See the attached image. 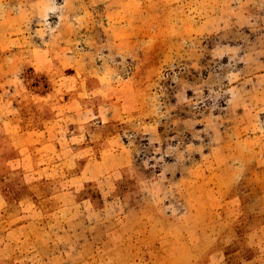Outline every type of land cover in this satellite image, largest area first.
<instances>
[{
    "label": "rangeland",
    "instance_id": "obj_1",
    "mask_svg": "<svg viewBox=\"0 0 264 264\" xmlns=\"http://www.w3.org/2000/svg\"><path fill=\"white\" fill-rule=\"evenodd\" d=\"M221 3L222 0H135L131 4L125 0H0V54L5 56L0 61L10 71L14 68L12 60L29 61L37 47H46L48 55L55 57L51 58L53 63L61 54L58 45L66 42L67 53L84 62L80 74L89 70L106 72L112 87L130 78L142 106L139 112L121 115L123 99L117 89L118 95L96 92L91 100L96 107H111L115 121H125L121 124L130 136L137 167L147 165L140 162V157L147 159L157 153L167 154L164 159H169L172 171L174 167L187 169L172 174L170 181L181 189L185 199L191 198L186 201L188 209L199 210L197 214L178 213L184 215L186 223L204 222L199 224L203 233L207 225L221 232V224H212L215 210L226 208L229 222L237 216L240 264L253 253L251 246L256 247L246 233L257 231L264 235V0ZM240 4L250 9L253 24L248 27L238 28L236 24ZM219 10L226 14L223 29L217 31L211 24ZM61 19L69 29L58 26ZM204 22L211 24L205 30L197 28ZM13 36H17L22 48L12 46L17 43V39H9ZM81 77L66 75L63 87L69 89ZM0 82V107L18 105L20 99H25L24 92L19 91L21 86H12L9 80ZM4 88L12 91L3 95ZM5 117L0 112V120ZM150 126L158 127L156 136L161 143L157 146L142 138ZM218 152L219 157L209 156ZM123 179L124 176L116 182L121 185L126 181ZM127 180L138 182L136 177ZM188 184L195 186L194 192H185ZM236 185V191H232ZM213 187L225 190L230 197L237 195L240 205L231 211L230 203L221 200L214 209H207L203 202ZM120 190L119 187L115 193ZM78 227L82 230L83 223ZM65 238L68 245L70 237ZM258 242V248L264 249V241ZM82 250L89 255L92 248L87 244ZM259 251L261 260L257 264H264V251ZM73 256L66 255V264H74ZM96 263L109 264V259L100 257L96 261L94 257L91 264Z\"/></svg>",
    "mask_w": 264,
    "mask_h": 264
},
{
    "label": "crops",
    "instance_id": "obj_2",
    "mask_svg": "<svg viewBox=\"0 0 264 264\" xmlns=\"http://www.w3.org/2000/svg\"><path fill=\"white\" fill-rule=\"evenodd\" d=\"M225 14L217 11L212 24L197 28L205 30L211 24L219 31ZM57 24L69 29L63 19ZM236 24L238 28L253 24L249 7L237 5ZM12 46L22 48L19 39ZM58 48L61 54L53 63L46 47H37L29 61L12 60L10 71L0 61V81L21 86L19 91L26 96L18 105L0 107L6 115L0 120V264H66V255H74V264H91L94 257L96 261L107 257L109 264H237V216L229 222L226 208L215 210L212 224H221V232L207 225L203 233L199 224L204 222L186 223L178 213L199 210L188 209L186 201L191 198L185 199L170 181L172 174L187 169L172 171L171 162L164 159L167 154L157 153L147 157L148 162L140 157L149 166L137 167L130 136L122 126L125 121H115L111 107H96L91 100L96 92L118 95L117 89L123 99L121 115L139 112L142 106L130 78L112 87L106 72L80 74L84 62L67 53L66 42ZM4 57L0 54V60ZM69 74L82 75V80L66 89ZM11 91L1 89L3 95ZM148 130L142 138L155 146L161 143L158 127ZM123 176L126 181L119 185L116 180ZM134 177L138 182H128ZM184 187L185 192H194L193 184ZM236 189L237 185L232 191ZM221 200L230 203L231 211L241 203L237 195L230 197L213 187L203 205L214 209ZM248 233L256 247L249 244L253 253L240 264H257L259 250L264 251L258 241H264V235ZM87 244L92 248L89 255L82 250Z\"/></svg>",
    "mask_w": 264,
    "mask_h": 264
},
{
    "label": "trees",
    "instance_id": "obj_3",
    "mask_svg": "<svg viewBox=\"0 0 264 264\" xmlns=\"http://www.w3.org/2000/svg\"><path fill=\"white\" fill-rule=\"evenodd\" d=\"M92 193L94 192L93 190L91 191ZM250 231V230H249Z\"/></svg>",
    "mask_w": 264,
    "mask_h": 264
}]
</instances>
